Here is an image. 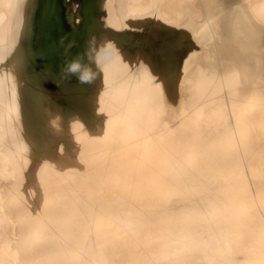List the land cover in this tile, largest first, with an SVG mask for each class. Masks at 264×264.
<instances>
[{"label": "bare ground", "instance_id": "bare-ground-1", "mask_svg": "<svg viewBox=\"0 0 264 264\" xmlns=\"http://www.w3.org/2000/svg\"><path fill=\"white\" fill-rule=\"evenodd\" d=\"M125 16L203 20V0H126ZM25 0H0V53ZM264 24V0L248 1ZM115 59L100 73L101 124L68 118L56 150L23 156L13 79L0 71V264H264V86L195 64L177 118L161 83Z\"/></svg>", "mask_w": 264, "mask_h": 264}, {"label": "water", "instance_id": "water-1", "mask_svg": "<svg viewBox=\"0 0 264 264\" xmlns=\"http://www.w3.org/2000/svg\"><path fill=\"white\" fill-rule=\"evenodd\" d=\"M203 1V20L174 24L163 21L156 9L125 16L126 0H25L20 40L0 53V71L16 87L18 138L27 146L21 157L56 150L71 116L89 129L101 124L100 73L91 84H80L75 76L61 79V69L85 51L92 36L96 43L115 44L126 71L145 69L161 83L169 123L177 118L187 76L197 63L238 69L241 92L254 82L264 86V24L248 9L253 0Z\"/></svg>", "mask_w": 264, "mask_h": 264}, {"label": "clouds", "instance_id": "clouds-1", "mask_svg": "<svg viewBox=\"0 0 264 264\" xmlns=\"http://www.w3.org/2000/svg\"><path fill=\"white\" fill-rule=\"evenodd\" d=\"M73 44H70V49ZM113 45L109 41L96 43V37L92 36L88 41V46L83 53L77 54L61 69V79L67 80L75 76L80 84L93 83L99 72L103 73V68L112 63L115 53L112 51ZM67 54V49H66ZM87 62H83L84 58Z\"/></svg>", "mask_w": 264, "mask_h": 264}]
</instances>
